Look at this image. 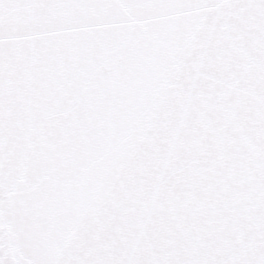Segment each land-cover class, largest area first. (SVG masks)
I'll use <instances>...</instances> for the list:
<instances>
[{
    "label": "snow or ice",
    "instance_id": "obj_1",
    "mask_svg": "<svg viewBox=\"0 0 264 264\" xmlns=\"http://www.w3.org/2000/svg\"><path fill=\"white\" fill-rule=\"evenodd\" d=\"M0 264H264V0H0Z\"/></svg>",
    "mask_w": 264,
    "mask_h": 264
}]
</instances>
